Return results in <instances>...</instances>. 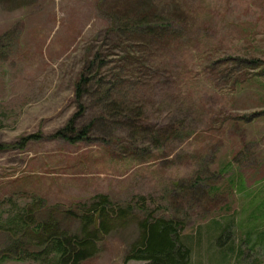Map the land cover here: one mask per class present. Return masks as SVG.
Wrapping results in <instances>:
<instances>
[{
    "label": "rangeland",
    "instance_id": "obj_1",
    "mask_svg": "<svg viewBox=\"0 0 264 264\" xmlns=\"http://www.w3.org/2000/svg\"><path fill=\"white\" fill-rule=\"evenodd\" d=\"M144 1L177 20L152 49L108 33L138 0H0V264H53L11 222L35 198L103 195L134 217L81 264H147L124 259L150 213L184 223L189 264H264V0Z\"/></svg>",
    "mask_w": 264,
    "mask_h": 264
},
{
    "label": "trees",
    "instance_id": "obj_2",
    "mask_svg": "<svg viewBox=\"0 0 264 264\" xmlns=\"http://www.w3.org/2000/svg\"><path fill=\"white\" fill-rule=\"evenodd\" d=\"M147 7L145 1L138 0L134 13H125L124 16L115 15L108 33L113 31L118 37L125 35L124 43L128 42L127 35L135 36V39L147 42V45L144 44L146 47L142 49H152V43L169 35L172 24L176 25L174 21L177 20L171 18L169 22H166L156 11ZM138 48L141 49V47ZM142 59H138L141 64ZM84 82L85 79L78 82L77 95H80ZM82 138L80 135L76 139ZM69 140L72 141L71 138ZM231 165L232 163L225 165L224 172L230 170ZM241 185L243 189L244 186ZM243 190L246 191V189ZM263 191L252 196L254 203L258 204H253L256 208L251 216L258 213L262 217L264 214ZM33 202L32 205L25 206L23 213L15 216L11 222H13L12 225L18 223L22 226L25 230L23 234L27 236L26 240L29 239L30 234L32 235L29 242L36 243L38 249L29 251V255L39 259L40 256L51 254L53 255L51 259L45 258L46 256L42 258L53 264H81L95 257L100 252V242L118 228L127 226L132 221L137 207V203L125 206L117 204L105 195L99 196L91 204H80L76 209H60L58 206L48 205L42 198H35ZM71 219H79L84 225L75 234H68L66 228L60 223ZM250 225L253 226L247 232L249 236L256 230V224L251 222ZM138 228L137 241L127 252L124 263L132 260L146 261L147 264H189L191 262L192 245L190 246L183 235L182 221L174 217L155 216L150 213L147 218L139 222ZM260 236H264V233Z\"/></svg>",
    "mask_w": 264,
    "mask_h": 264
}]
</instances>
